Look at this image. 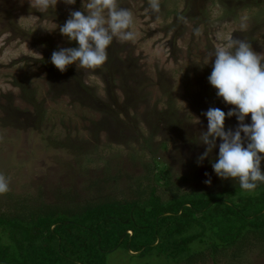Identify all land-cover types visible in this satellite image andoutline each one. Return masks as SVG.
<instances>
[{"label":"rangeland","instance_id":"374dc122","mask_svg":"<svg viewBox=\"0 0 264 264\" xmlns=\"http://www.w3.org/2000/svg\"><path fill=\"white\" fill-rule=\"evenodd\" d=\"M159 2L153 12L149 0H117L133 14L134 39H114L98 68L74 63L61 72L51 63L53 51L78 44L59 27L71 11L86 14L88 0H58L47 10L34 0H0V174L10 181L0 211L14 206L11 198L47 205L68 193L84 205L98 194L130 201L148 196L154 185L167 200L239 182L212 168L219 138L197 162L207 147L200 134L209 108L225 112L226 131L238 126L236 116L227 117L235 106L208 81L211 54L232 36L264 55V0ZM245 123H252L251 114ZM159 164L169 185L152 181ZM253 241L241 254L208 251L191 264H264V242ZM108 257V264H172L154 252L144 257L124 248Z\"/></svg>","mask_w":264,"mask_h":264},{"label":"trees","instance_id":"16d2710c","mask_svg":"<svg viewBox=\"0 0 264 264\" xmlns=\"http://www.w3.org/2000/svg\"><path fill=\"white\" fill-rule=\"evenodd\" d=\"M156 168L154 184L169 185L166 169ZM62 196L47 205L11 198L14 206L0 211V264H108L119 248L191 264L208 251L241 254L253 240L264 242V182L251 192L235 182L167 200L154 185L148 196L130 201L98 194L84 205Z\"/></svg>","mask_w":264,"mask_h":264},{"label":"clouds","instance_id":"9594fccd","mask_svg":"<svg viewBox=\"0 0 264 264\" xmlns=\"http://www.w3.org/2000/svg\"><path fill=\"white\" fill-rule=\"evenodd\" d=\"M57 3L58 0H34L35 7L41 10L55 7ZM64 3L74 5L76 0H64ZM149 6L153 12L160 10L159 0H149ZM86 8V14L71 11L70 18L59 27L62 35L78 44V47L53 51L51 63L61 72L74 63L80 68H98L108 60L107 50L114 39H134L130 30L133 14L127 8L118 7L117 0H88ZM211 55L215 59L208 81L217 89L218 97L235 106L228 111L227 117L236 116L239 123L235 131H226L225 112L209 108L204 113L207 131L200 134V141L207 147L197 162L201 163L209 156L219 138L222 142L218 158L212 164L214 172L222 179H238L240 188L251 192L258 183L264 182L261 171V160L264 159L261 155L264 154V55L255 52L247 40L232 36ZM249 114L250 125L245 123ZM205 183L210 185L211 179ZM9 184V179L0 174V194L9 191Z\"/></svg>","mask_w":264,"mask_h":264},{"label":"water","instance_id":"95a60500","mask_svg":"<svg viewBox=\"0 0 264 264\" xmlns=\"http://www.w3.org/2000/svg\"><path fill=\"white\" fill-rule=\"evenodd\" d=\"M132 254H138L139 252H137V253H134V252H131Z\"/></svg>","mask_w":264,"mask_h":264}]
</instances>
